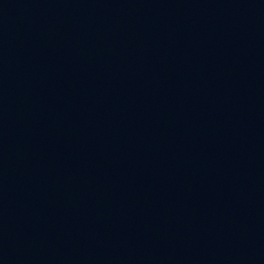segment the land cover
<instances>
[{"label":"water","instance_id":"water-1","mask_svg":"<svg viewBox=\"0 0 264 264\" xmlns=\"http://www.w3.org/2000/svg\"><path fill=\"white\" fill-rule=\"evenodd\" d=\"M0 264H264V0H0Z\"/></svg>","mask_w":264,"mask_h":264}]
</instances>
